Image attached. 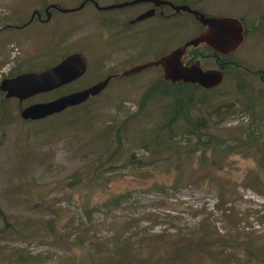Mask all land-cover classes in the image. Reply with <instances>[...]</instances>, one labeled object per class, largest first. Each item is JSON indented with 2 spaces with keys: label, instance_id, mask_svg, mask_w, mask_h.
<instances>
[{
  "label": "rangeland",
  "instance_id": "1",
  "mask_svg": "<svg viewBox=\"0 0 264 264\" xmlns=\"http://www.w3.org/2000/svg\"><path fill=\"white\" fill-rule=\"evenodd\" d=\"M83 1L0 0V27L21 25L51 4L69 10L34 21V47L32 25L0 33V80L39 72L71 53L86 60L80 79L19 108L84 89L126 59V33L114 32L147 6L98 13L87 3L75 10ZM166 1L238 18L246 30L218 87L178 90L192 98L188 117L207 119L202 141L181 119L160 129L177 86L147 97L161 82L158 68L112 80L96 97L39 121L21 120L16 100L0 101V264H264V0ZM140 26L150 28V55L135 65L201 31L185 13ZM131 44L141 51V36ZM187 50L202 70L218 69L221 59L204 45ZM251 133L256 141L248 142ZM92 168L104 171L87 182Z\"/></svg>",
  "mask_w": 264,
  "mask_h": 264
},
{
  "label": "water",
  "instance_id": "2",
  "mask_svg": "<svg viewBox=\"0 0 264 264\" xmlns=\"http://www.w3.org/2000/svg\"><path fill=\"white\" fill-rule=\"evenodd\" d=\"M83 1L79 7L83 6ZM152 2L154 5H166L173 14L185 13L203 27V30L194 38L185 41L169 53L159 57L154 62L136 66L125 72L128 76L135 74L150 66L161 69L164 81L171 84L181 82L183 84L196 85L203 90H212L223 81V72L218 69L202 70L198 61L186 65L181 58L187 48H195L204 45L212 52L226 56L236 51L244 40V27L240 19L235 17H211L189 8L187 5H173L163 0H133L130 2L110 5L101 10L119 9L138 3ZM63 9L61 12H67ZM152 11H147L137 17L136 20L148 18ZM48 19V15H46ZM85 72V59L80 53H71L61 59L52 67L40 72L21 73L11 78L0 81V93L3 99H15L18 103L28 100L40 94L52 92L81 78ZM109 78L98 81L84 89L71 92L46 102L33 103L19 108V118L23 121H39L47 117L59 114L68 108L83 104L89 98L97 96L107 85Z\"/></svg>",
  "mask_w": 264,
  "mask_h": 264
},
{
  "label": "flooded vegetation",
  "instance_id": "3",
  "mask_svg": "<svg viewBox=\"0 0 264 264\" xmlns=\"http://www.w3.org/2000/svg\"><path fill=\"white\" fill-rule=\"evenodd\" d=\"M85 1V0H84ZM163 1H166V0H163ZM91 4L92 7L98 12V13H102V12H119L121 10H125V9H131V10H134L136 7L139 8L141 6H147L146 8L144 9H141V10H138V11H133L132 13H130L129 15H127V19L125 20L124 23H126L125 27L121 26L119 28H117V30L114 32L117 36H122V34L124 35L126 33V36L128 38V45H127V55H126V59L124 61H119L117 60L114 65L112 66V68L110 69L111 70V73H109L107 76H105L102 80H104L105 78H109L108 80V83L106 85V87L108 86V84L112 81V80H122V79H127V78H130L132 76H135L143 71H145L146 69H149V68H158L161 72V69L157 66H150L148 68H145L135 74H132V75H128V76H124L123 74L125 72H127L128 70H130L131 68L133 67H136V66H141V65H145V64H148V63H151V62H154L155 60H157L159 57L165 55V54H161V55H157L156 58H154V60L152 61H149L147 63H143V64H138V65H135L134 64V61H135V58L139 59V58H142V59H145V58H148L149 55H150V50L147 48V44H148V40L146 39V35L150 32V28L148 27H145V26H140L138 29H135V26L138 25V24H142L144 25V23L150 19H155V18H158V19H167L168 17H170L171 15H174L172 10L166 6V5H159V4H153L152 2H143V3H138V4H135V5H132V6H127V7H123V8H119V9H111V10H101L99 8H103V7H106V6H100L97 2L93 1V0H86L85 3H83V5L85 4ZM171 3V2H170ZM173 4V3H172ZM175 5V4H173ZM179 5H185V4H179ZM64 8H61L60 6L56 5V4H51V5H48L46 7L43 8V10L40 12V11H37V10H32L31 13H30V16H29V19L21 24V25H18V26H15V25H9V24H5L3 27H0V33H4V32H13V33H18V32H21L24 28H26L27 26L29 25H32V35H33V47H34V21L39 23V24H45L47 22H49V20L51 19V15L53 14V12H60L62 13L61 11L63 10ZM67 10V9H66ZM71 10V9H70ZM94 10V11H95ZM167 10L171 11V13L167 14ZM147 11H152V14L150 17L148 18H143L141 20H136L137 17H139L140 15L144 14L145 12ZM69 12V10L67 11ZM66 13V12H65ZM178 14H181V13H177L175 15H178ZM46 15H48V19H46ZM189 15V14H187ZM191 16V15H189ZM192 17V16H191ZM44 18V19H42ZM193 19V17H192ZM194 20V19H193ZM195 21V20H194ZM196 22V21H195ZM197 23V22H196ZM203 30V27H201V31ZM200 31V32H201ZM199 32V33H200ZM198 33V34H199ZM197 34V35H198ZM196 35V36H197ZM137 36H141V41H142V44H141V51H133L132 50V42H133V39H135V37ZM184 43V42H183ZM181 45V44H180ZM199 46V45H198ZM190 48V47H189ZM187 48V49H189ZM185 50V53L184 55L182 56L181 60L184 64L188 65L190 64L191 62L193 61H196L194 58V53L191 52V50ZM167 54V53H166ZM69 55V54H68ZM82 55V54H81ZM187 55H188V58H187ZM193 55V56H192ZM67 56V55H66ZM83 56V55H82ZM84 57V56H83ZM185 57V59H184ZM64 58V57H63ZM62 58V59H63ZM85 59V58H84ZM184 59V60H183ZM57 64V63H56ZM125 64H132L133 66L129 67V68H123V66ZM54 66V65H53ZM52 67V66H51ZM42 71V70H41ZM85 71H86V60H85ZM40 72V71H39ZM23 73H28V72H23ZM85 73V72H84ZM21 74V73H20ZM19 75V74H17ZM84 75V74H83ZM16 76V75H14ZM14 76H11V77H14ZM11 77H7V78H11ZM4 79V78H3ZM80 79V78H79ZM78 80V79H77ZM1 81V80H0ZM76 81V80H75ZM101 81V80H100ZM98 82V81H97ZM96 83V82H95ZM94 84V83H93ZM92 85V84H91ZM90 86V85H89ZM88 87V86H87ZM105 87V88H106ZM104 88V89H105ZM103 89V90H104ZM102 90V91H103ZM101 91V92H102ZM100 92V93H101ZM99 93V94H100ZM98 94V95H99ZM2 95V94H1ZM41 95V94H40ZM96 97V96H95ZM94 98V97H92ZM91 99V98H89ZM15 100V99H14ZM17 101V100H16ZM26 101V100H25ZM21 102L18 103V108L20 106Z\"/></svg>",
  "mask_w": 264,
  "mask_h": 264
},
{
  "label": "trees",
  "instance_id": "4",
  "mask_svg": "<svg viewBox=\"0 0 264 264\" xmlns=\"http://www.w3.org/2000/svg\"><path fill=\"white\" fill-rule=\"evenodd\" d=\"M205 15V14H204ZM207 16V15H206ZM242 22V21H241ZM243 24V23H242ZM244 27V26H243ZM246 35V30L244 29V37ZM206 47V46H205ZM192 49V48H191ZM206 50H207V53H210V56L216 60L218 59H221V61H217L219 65L218 68H220L222 71H226V69L228 67H230V65L232 66H235L231 63H229L228 61H226V57L229 55H226V56H222V55H219L215 52H212L209 48L206 47ZM194 53V52H192ZM200 55H198L199 57ZM194 59V58H193ZM258 74V73H257ZM162 77V76H161ZM260 80L262 82H264V78L262 77H259ZM241 81L243 83V78H241ZM236 89L239 93H241L243 90H242V84L241 82H236ZM196 86V85H190V84H183L181 82H177L175 84H171L169 82H166L163 80V78L161 79V82L159 84H155V85H152L148 92L146 93V96L149 97L151 95H154L156 93H159V94H162V95H166L168 93V90L169 88H172L174 86H177L174 94H173V101L170 103V105L168 106L167 110L164 112V121L162 122V127L160 128L161 130L163 129H167V132L169 131V127L171 124H173L174 122L177 121V119H181L185 125H187L189 127V134H193L196 136V140L197 142H201V133H200V130L201 128H204L207 124V119L205 117H198L194 120L190 119L187 115V108L188 106L190 105V103L192 102V98L190 96H186L184 98H182V95H181V90L178 91L179 89H181L183 86ZM165 86V89L164 87ZM198 87V86H196ZM199 88V87H198ZM201 89V88H200ZM203 90V89H202ZM204 91H208V90H204ZM1 95V93H0ZM5 99H3L2 95H1V100L0 101H4ZM79 106V105H78ZM76 107V106H75ZM226 107H230L229 105H227ZM74 108V107H72ZM68 109H71V108H68ZM67 110V109H66ZM43 120V119H42ZM251 136L253 135V133L250 134ZM248 135V136H250ZM261 140V139H260ZM248 142L250 141H256V138L255 137H248L247 139ZM203 142H208V144L211 142L210 140H206V141H203ZM241 144H242V141L240 140ZM118 143V141H117ZM239 143V145H241ZM207 148H208V145H207ZM235 148V147H233ZM261 149V148H260ZM210 150V148L208 149ZM215 150V149H214ZM228 150L229 147H228ZM224 152V151H223ZM231 152V151H229ZM235 151H232V153H234ZM262 152H264V150L262 149ZM205 153H203L201 156H204ZM133 159V155H130V157L127 159V162L126 164H130L131 161ZM97 167L99 165H96ZM113 167H110L109 169H112ZM103 172L104 170H95L94 168H92V170L90 171V173L92 174V178H90L89 180H87V182H92L94 181L95 182V173L97 174V172ZM219 200H221V197L218 199V202H220ZM189 236H191V234L189 233L188 234ZM192 235H194L192 233Z\"/></svg>",
  "mask_w": 264,
  "mask_h": 264
}]
</instances>
